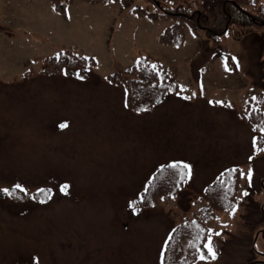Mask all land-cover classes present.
Segmentation results:
<instances>
[{"label": "rangeland", "instance_id": "obj_1", "mask_svg": "<svg viewBox=\"0 0 264 264\" xmlns=\"http://www.w3.org/2000/svg\"><path fill=\"white\" fill-rule=\"evenodd\" d=\"M255 1L0 0V264H162L174 230L230 166L239 192L207 223L221 233L217 258L194 253L188 227L169 264L264 260V131L255 124H264V24L250 18L264 0ZM177 22H186L182 43L163 42ZM142 58L177 84L171 98L141 93L134 105L123 80L111 81ZM172 162L191 166L182 192L137 205L148 178Z\"/></svg>", "mask_w": 264, "mask_h": 264}, {"label": "trees", "instance_id": "obj_2", "mask_svg": "<svg viewBox=\"0 0 264 264\" xmlns=\"http://www.w3.org/2000/svg\"><path fill=\"white\" fill-rule=\"evenodd\" d=\"M228 1V0H225ZM236 3L241 5L239 1L234 0ZM250 4L255 3V0H248ZM264 6H260L257 13L259 15L251 16V20L254 21V18L259 20H263L264 24ZM230 16V14H229ZM259 20L254 21L253 23L256 25H260ZM185 23L177 22L170 35L163 36V41L170 43H177L181 40L183 36L182 29L185 28ZM199 27L206 28L202 25L201 21L196 23ZM219 34V32H216ZM126 74H129L126 79H124L123 75L115 76L111 78V81L121 84L119 79L123 80V83L126 85V95L127 102L137 104V101H140L143 95H149L150 100L154 97V93L156 92H166L172 90L168 81V74L166 71L158 69L157 67L153 68L148 61L142 60L138 65L132 66L128 69ZM126 80H129L127 82ZM159 91H158V90ZM142 93V94H141ZM163 94V93H162ZM139 97V98H138ZM145 99V98H144ZM161 100L158 98L155 102ZM150 103V101L148 102ZM146 104H140L139 107L145 106ZM138 107V108H139ZM255 113L261 114L262 112L255 111ZM256 115V114H255ZM255 124L260 125L263 123H258V120H255ZM257 125V127H258ZM262 126V127H263ZM260 139V138H258ZM170 165L162 166L158 168L152 175L149 184H147L146 189L143 191L142 198L140 203L143 207H153L161 198H168L167 196H171L175 194L179 188L181 187V183L187 179L186 170L183 168H172ZM230 170H235L231 172ZM168 176V178H166ZM240 178L241 174L238 168H229L227 169L219 179H217L213 184L208 186L205 192V200H208V204L202 207L199 212H196L191 217H189L188 221L184 222V224L179 225L171 235L169 242L166 245L165 251L163 252L162 264H169L170 260L175 259V253L177 250H181L179 240L181 239V235L185 231L186 228H190L193 232L190 235L191 239V247L196 255H199L201 252L206 250L205 242L206 236L209 232L208 222L214 219L217 213V204L221 202L223 204L230 202V194L235 196L239 192L240 188ZM165 181V183L163 182ZM174 187H173V185ZM173 187V188H172ZM198 226V227H197ZM201 237L198 239L197 237Z\"/></svg>", "mask_w": 264, "mask_h": 264}, {"label": "snow or ice", "instance_id": "obj_3", "mask_svg": "<svg viewBox=\"0 0 264 264\" xmlns=\"http://www.w3.org/2000/svg\"><path fill=\"white\" fill-rule=\"evenodd\" d=\"M70 18V17H69ZM234 59V58H233ZM236 64H237V67H239V62L237 61L236 62ZM153 68H155V65H153ZM81 79L83 78V77H80ZM190 97H185V99H189ZM253 99H255V97L253 98ZM59 127L60 128H67L68 127V124L67 123H62V124H60L59 125ZM262 131H264V129H261ZM169 167H172V168H183V169H185L186 170V174L188 175V176H190L191 175V166L190 165H188V164H184V163H177V164H173V165H170ZM231 172H234L235 170H230ZM248 175V180H249V184L251 185V176H252V174H251V170L249 171V173L247 174ZM68 185L67 184H65L64 186H63V188H62V191H67V189H68ZM16 188H18V189H21L22 191H23V189L21 188V186L20 185H16ZM3 192H5V193H8L9 195H11L12 193L8 190V189H3L2 190ZM45 190H41V192H44ZM243 195H245V196H247V195H249V193L247 192V191H245L244 193H243ZM48 198H50V197H48ZM43 202V201H42ZM133 207L135 206V205H132ZM235 208L233 209V213L232 214H235ZM198 227V226H197ZM213 235H221V233L220 232H216V231H214V230H209V235H208V237H207V243L205 244V247L207 248V252H208V256H205L204 254H203V252H201L200 253V259L201 260H206V259H208L209 257L211 258V259H216L217 258V253H216V250H215V248H214V246H213V241H212V236ZM198 239H200L201 237H197Z\"/></svg>", "mask_w": 264, "mask_h": 264}, {"label": "crops", "instance_id": "obj_4", "mask_svg": "<svg viewBox=\"0 0 264 264\" xmlns=\"http://www.w3.org/2000/svg\"><path fill=\"white\" fill-rule=\"evenodd\" d=\"M33 36L35 37L36 35H33ZM53 50H55V49H53ZM185 103H190V102H187V101H186Z\"/></svg>", "mask_w": 264, "mask_h": 264}, {"label": "water", "instance_id": "obj_5", "mask_svg": "<svg viewBox=\"0 0 264 264\" xmlns=\"http://www.w3.org/2000/svg\"><path fill=\"white\" fill-rule=\"evenodd\" d=\"M254 263V262H253Z\"/></svg>", "mask_w": 264, "mask_h": 264}]
</instances>
